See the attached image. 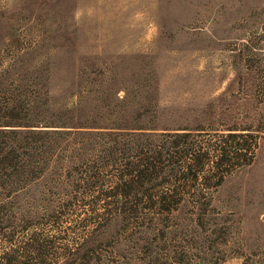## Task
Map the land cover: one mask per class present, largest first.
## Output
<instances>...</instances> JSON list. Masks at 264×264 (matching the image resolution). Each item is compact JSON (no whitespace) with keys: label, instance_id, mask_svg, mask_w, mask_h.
Here are the masks:
<instances>
[{"label":"rangeland","instance_id":"374dc122","mask_svg":"<svg viewBox=\"0 0 264 264\" xmlns=\"http://www.w3.org/2000/svg\"><path fill=\"white\" fill-rule=\"evenodd\" d=\"M0 264H264V0H0Z\"/></svg>","mask_w":264,"mask_h":264},{"label":"trees","instance_id":"16d2710c","mask_svg":"<svg viewBox=\"0 0 264 264\" xmlns=\"http://www.w3.org/2000/svg\"><path fill=\"white\" fill-rule=\"evenodd\" d=\"M229 135H230L229 137H234V136H233L234 134H229Z\"/></svg>","mask_w":264,"mask_h":264}]
</instances>
